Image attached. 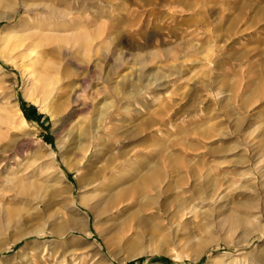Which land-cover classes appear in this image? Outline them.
I'll list each match as a JSON object with an SVG mask.
<instances>
[{"label":"rangeland","instance_id":"1","mask_svg":"<svg viewBox=\"0 0 264 264\" xmlns=\"http://www.w3.org/2000/svg\"><path fill=\"white\" fill-rule=\"evenodd\" d=\"M30 26L52 101L90 103L63 127L6 45ZM91 122L112 140L81 161ZM103 163L119 213L79 202ZM0 227V264H264V0H0Z\"/></svg>","mask_w":264,"mask_h":264},{"label":"bare ground","instance_id":"2","mask_svg":"<svg viewBox=\"0 0 264 264\" xmlns=\"http://www.w3.org/2000/svg\"><path fill=\"white\" fill-rule=\"evenodd\" d=\"M37 30L38 29L36 27L30 26L28 27L27 30L16 33L15 35L7 38L6 45L12 53L17 55V57L23 61V64L26 66L25 68L27 69V73L33 76L32 83H33L35 91L38 93L40 98L45 103H51V105L48 106L49 111L52 114H54V116H57L58 118L62 115L59 124H60V127H63L70 118L76 115L79 111L81 112L82 110H84L85 108L83 107H86V109H88L90 107V103L82 101L79 94H73L72 100L69 104L64 105L62 102L52 101L54 96L61 95L64 89L66 88L64 82L68 78L69 74L67 73L68 71H66L64 67L62 66V59L60 57L62 48L58 47V48H53L51 50L47 49L52 40V39L50 40L49 38L51 36L48 37ZM36 66L37 68H35ZM103 116L105 117V113ZM103 116L102 118H104ZM98 119L99 120L101 119L100 116ZM110 121H111L110 119L107 121L110 123L109 127L112 126ZM24 122L26 123L25 119H24ZM92 123L93 122H91L88 125H85L84 127L80 128V130H78L79 132L77 135L79 136V139L81 140L76 146L77 148L80 149L81 161L85 159L88 152L91 151L93 148H95L93 157L98 158V156L103 151H105L104 150L106 149L105 147H107L108 144L110 143L109 140H112L109 138L108 140L107 137L105 138L100 131L101 129H98V130L94 129V125ZM99 125H103V124H99ZM70 138L71 140L69 141V144H68L69 152L72 151L73 148L75 147L73 146V144L75 142L74 140L76 139L74 135H72V137L70 136ZM52 154L54 158L52 159L53 162L57 163L56 178H58V180L61 183H64V188L67 189L68 183H71V182L68 180L63 167L60 165V161H63L64 156H65V155L63 156V154L65 153L59 154L56 151L52 150ZM59 157H61L60 161L58 160ZM67 163L68 165L66 166L69 167V169L73 170L74 165L76 166V164L71 163V165H69V162ZM107 168H109V165L108 164L104 165V163L103 165L95 166V168L93 169L88 168L87 166V171L84 176L86 177V180H87L88 195L87 194L84 195V197L86 196L85 198L83 196H80L79 202L81 205L83 204L87 206L88 205L87 200L89 199L94 200L95 203H97L98 207L100 208L101 212H103L104 214H107L110 212L119 213V210H121V207L116 199V195L114 194L112 190L113 189L112 185L114 184L115 180H113L114 177L111 175L110 170L107 171ZM61 189L63 188H60L57 185H51V195H52L51 198L53 200L58 198ZM117 197H118V194H117ZM76 201L77 200H75V198L73 197L72 204L69 205V203L71 202L70 201L68 203L69 207L65 209L69 210V212L72 211V209H76L77 208ZM247 220L248 219L245 220V219L238 218L236 222L243 223L245 221L246 223L248 222L250 224V221H247ZM0 232H1V227H0ZM22 237L23 235L21 236V238Z\"/></svg>","mask_w":264,"mask_h":264}]
</instances>
